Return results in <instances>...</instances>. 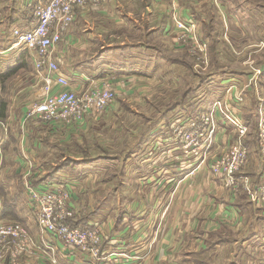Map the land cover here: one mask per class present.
<instances>
[{"label": "crops", "instance_id": "0c3cea01", "mask_svg": "<svg viewBox=\"0 0 264 264\" xmlns=\"http://www.w3.org/2000/svg\"><path fill=\"white\" fill-rule=\"evenodd\" d=\"M47 1L0 0V222L17 220L26 229L32 244L29 252L21 256V264H93L86 256L67 253L58 240L41 230L29 204L25 179L40 189L59 184L68 187V180L74 177L68 176L67 169L82 167L83 162L94 164L106 160L109 156L91 155L87 160L82 155L67 157L64 152L83 143L89 132L96 131L97 124L107 121V117L111 119L115 105L127 98L133 88L141 87L144 91L153 88L157 93L164 85L178 86L177 76L158 78L164 65H185L182 60L168 57L164 46H179L185 51V46H193L189 40L185 44L172 40L170 31L174 29L172 33L177 34L174 19L193 23L195 33L207 40L216 30L218 35L225 32L230 15L225 0H103L85 9L75 7L74 20L61 40L52 45L51 57L58 62L59 74L69 80V90L79 92L90 84L100 85L104 80H111L115 101L100 116L90 115L82 122L47 123L27 120L25 109L26 104L38 100L43 77L50 75L47 70L39 72L35 68L34 58L24 46L12 47L15 42L12 29L25 30L33 19L32 6ZM5 77L12 78L9 84ZM247 79V75L240 74L221 80L228 84L227 90L232 83H235L232 89L244 90L243 100L236 102L235 108L248 126L244 139L248 155L246 164L237 172V190L231 193L223 187L220 178L208 172V164L191 173L195 160L191 164L179 159L174 161L172 155L166 156L168 160L163 153L161 161L149 162L148 157L159 158L156 153L163 150L157 149L152 155L149 149L154 139L151 137L171 130V122L164 124L163 121L144 134L138 165L132 164L136 153L124 158L125 185L116 190L111 182L108 188L112 191L106 193L119 197L111 201L107 198L106 204L90 199V205L95 203L94 214L69 222L88 225L96 221L104 234L103 249L141 256L132 263L122 259L119 264H264V203L253 201L248 192L264 178V154L258 150V107L264 96V81L259 79L257 85L247 87ZM59 90L57 85L51 87L52 94ZM20 99L14 110L12 102ZM211 104L199 109L201 106L191 107L192 103H187L174 108L173 113L187 114H181L182 120L177 119L185 126ZM234 139L232 128L221 125L212 152L220 154ZM68 158L70 163L61 165ZM57 161L60 165L55 164ZM108 175L116 178V171ZM154 178V183L168 179L170 184L166 190L148 189L149 181ZM79 191L73 200L71 192V209L78 202L74 197L87 200L85 194H92L83 187ZM6 208L14 212L16 219H8ZM8 257L9 246L0 257V264H7Z\"/></svg>", "mask_w": 264, "mask_h": 264}, {"label": "built area", "instance_id": "2783aa9c", "mask_svg": "<svg viewBox=\"0 0 264 264\" xmlns=\"http://www.w3.org/2000/svg\"><path fill=\"white\" fill-rule=\"evenodd\" d=\"M102 1L49 0L46 3H38L32 6L33 19L29 26L22 31L12 29L15 39L12 47L24 46L33 56L35 68L39 72L47 70L50 75L43 77L38 100L31 101L26 106L27 120L63 124L82 122L87 116H100L115 101L111 80H104L100 85L90 84L79 92L69 90V80L59 74L58 62L51 57L52 45L61 40L74 20V8L85 9L88 5H97ZM174 26L180 32L179 39L183 42L189 40L194 46V24L174 19ZM259 79L264 81V76L249 77L247 83L249 86L257 85ZM53 85H57L60 90L52 94ZM242 91L243 89L236 88L228 90L226 98L212 102L207 111L200 113L197 119L189 120L185 126L178 120L174 121L170 125L172 136L155 139L149 151L165 148L156 153L160 161L161 155L166 152V156L172 155L174 161L179 159L191 164L190 161L195 160L197 166L208 162L212 173L220 178L222 186L231 193L234 192L238 188L237 172L246 164L248 155L244 144L248 126L235 108V103L242 101ZM258 114V150L264 154V96L260 99ZM221 125H229L235 139L223 152L216 154L212 152L213 141ZM179 156L186 158L180 159ZM197 166L194 164L191 173ZM24 187L39 227L58 240L67 253L86 256L93 264H119V257L127 261L132 258L126 252L117 251L115 254L103 249L104 238L95 223L74 225L69 222L73 210L69 207L71 190L66 185H50L40 189L31 186L25 179ZM248 192L253 201L264 203V178L253 190L248 189ZM31 244L22 224L16 221L0 222V257L9 246L7 264H21V256L29 252Z\"/></svg>", "mask_w": 264, "mask_h": 264}, {"label": "rangeland", "instance_id": "374dc122", "mask_svg": "<svg viewBox=\"0 0 264 264\" xmlns=\"http://www.w3.org/2000/svg\"><path fill=\"white\" fill-rule=\"evenodd\" d=\"M225 4L227 12L230 15L227 18V27L224 26L225 32L222 31L218 35L216 30V33L213 32L208 35L207 40L204 36L200 37L196 34L193 41L194 46H185L186 51L179 46H167L169 50L165 48L166 46L163 47L168 57L182 60L183 64H185H181L180 66H177L175 63L172 66L164 65L161 70L162 74L158 77L164 79V77L172 78L173 76H177L179 83L176 88L168 87L171 84H167L168 86L164 85L157 93L154 92L153 88H147V91L142 90L141 87L133 88L127 95V98L120 99L119 104L115 105L116 109L112 110L111 119L107 117V121L104 120L102 124H97L96 131L94 133L89 132L83 138V143L65 150L64 154L67 157L82 155L87 160H90L91 155L109 156L108 158L105 157L106 160L104 161L102 160L94 164L89 161L88 163L83 162L81 164L82 167L67 169L68 176L74 177L68 180V187L72 192V200L73 195L80 193L79 189L81 187L84 188V191L92 193L85 194L87 200L80 196L79 200L78 197H74L78 202L73 203L72 222L89 218L92 216V213L94 214L95 203L90 205V199L95 202L100 201L99 204H106L107 198L111 201L119 197L115 193H106L107 191H112V188H108L111 187V182L114 189H120L121 186L125 185L124 183L127 180L122 178V170L125 168L124 158L131 157L132 152H134L136 155L132 156V164L138 165V157L142 154L139 152V145L145 139L144 134L151 132L155 125L160 122L164 121V124L168 122L173 123L178 117L181 120L184 118L181 114L187 115L186 113H181V111L173 113L174 108L192 103L191 107H194L193 104H195L197 108L201 106L199 109H202V106L205 104L208 105L215 100H222L224 96L228 95L227 89L229 88L225 89L228 84L225 85L221 81L223 79L236 78L240 74L247 75L248 79L249 77L253 78L255 75L264 76V0H225ZM220 22L222 24L221 20ZM173 31L174 29L170 31L172 40L185 44L186 41L183 42L179 39V30H177L176 35L172 33ZM135 39H138V36ZM3 41L6 42L5 39ZM132 55L134 56L133 53ZM136 69L138 70V67ZM133 75L137 76V79L141 76L138 73ZM4 79H8V77ZM11 80L12 78H9L7 84ZM192 81L194 84H191ZM229 84H231L230 81ZM233 84L235 83H232L229 90H232ZM191 85L194 88L191 89ZM155 95L158 97H155ZM7 100V103L10 102L9 99ZM20 102L21 99L12 102L14 110H17ZM195 110L197 111V109ZM198 116L199 114L192 119H197ZM180 122L182 123V121ZM147 136L150 137L152 134H147ZM170 136H172L171 130L168 129L164 132V135H153L151 139L160 140L169 138ZM155 153L156 149L152 150V155ZM166 154L168 153L165 152V158L169 160L170 158L166 157ZM110 155L117 158L112 159L113 157ZM153 159L159 160L155 157H148L149 162ZM68 161L69 158L65 159L62 163L57 161L55 164L60 165L61 163V165H67V163H70ZM151 163H154V161H151ZM197 164L195 165L197 166ZM207 164V162L202 163L197 166V169ZM51 166L49 165V167ZM206 168L211 174L212 170L209 166ZM112 170L116 171V178H111L108 175ZM132 180L134 181V178ZM154 182L155 178L149 181L151 184H144H148V189L156 187L165 188L164 190L170 184V182L168 183V179L157 180V183ZM162 196H164L163 192ZM165 196L168 197L169 194L167 193ZM5 213L8 219H16L14 212L10 208H6ZM30 214L32 213L30 212ZM32 216L33 214L30 217L32 218ZM23 218L22 215V220ZM23 221L25 222V220ZM95 223L99 224L96 221ZM102 236L104 238L103 233ZM113 253L117 254V251ZM138 255H130L132 258L128 260L132 263L136 258L141 257L140 255V257H137ZM119 258L122 260V257ZM98 264L103 263L98 262Z\"/></svg>", "mask_w": 264, "mask_h": 264}]
</instances>
